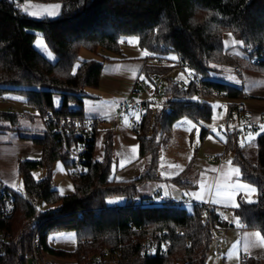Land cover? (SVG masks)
<instances>
[{"label": "trees", "instance_id": "obj_1", "mask_svg": "<svg viewBox=\"0 0 264 264\" xmlns=\"http://www.w3.org/2000/svg\"><path fill=\"white\" fill-rule=\"evenodd\" d=\"M23 1L0 0V95L14 94L40 116L48 112L85 115L86 88L99 86L105 62L81 59V50L107 51L121 56L104 55L106 59H122V42L131 37L138 38L139 46L150 56L169 62L149 64L146 56L141 73L151 81L186 64L203 77L204 90L200 93L191 81L167 85L164 105L153 125L147 104L142 127L134 130L140 157L148 159V167L137 177L113 175L111 140L105 158L94 157L95 130L87 153L88 170L80 177L73 176L74 191L69 194H62L52 181L54 161L62 158L71 165L68 154L52 128L45 125L43 134L33 137L42 147L41 158L19 160L18 174L25 193L9 185L11 211L7 215L1 211L6 202H0V243L4 246L0 263L28 264L25 255L34 236L39 235L47 253L66 260L63 264H209L213 229L233 224L215 209L212 219L207 218L202 212L204 203L188 208L172 199L159 201L155 195H144L143 189L148 181L161 178L160 138L173 131L177 120H210V96L229 99L237 110L238 102L249 97L244 85L232 81L227 70L242 64L264 71V0H41L61 2L58 14L41 16L24 11ZM39 35L45 38L53 58L36 46ZM229 35L241 47H251L252 55L230 52L226 44ZM56 95L62 98L59 106ZM19 116L0 114L12 122ZM208 131L203 126L202 135ZM256 132L259 130L249 133ZM249 137L242 140L233 129L226 138L243 179L258 188V200L249 203L241 198L233 213L246 228L258 230L264 238V128L257 135L256 160L249 152ZM39 167L48 172L42 179L35 174ZM170 179L181 185L185 182L183 174ZM116 197L124 201L109 203ZM62 232L75 233L73 249L51 243V236ZM241 264L263 263L247 256Z\"/></svg>", "mask_w": 264, "mask_h": 264}, {"label": "rangeland", "instance_id": "obj_2", "mask_svg": "<svg viewBox=\"0 0 264 264\" xmlns=\"http://www.w3.org/2000/svg\"><path fill=\"white\" fill-rule=\"evenodd\" d=\"M38 1L34 0L33 2ZM40 1V0H39ZM45 2V1H44ZM53 2V1H50ZM55 2V1H54ZM60 2V1H59ZM226 44L228 47H232L233 44H238L232 37L229 35L226 38ZM36 46L46 53L50 58L54 57V54L47 48V44L45 38L42 35H39L36 39ZM122 47L124 50V58L117 61L118 63H113L107 66L106 71H104L103 76L105 79L113 76V72L116 73V78L118 79V88L119 91L111 92L109 91L108 86L100 85L98 87H87L85 96L86 101L89 103H93L95 101H110V102H118L123 96V89L125 88L124 79L129 78L134 73L135 77L146 78L147 81V90L142 91V95L139 98H144L145 93L151 96L149 100V109L151 111L152 117V125L154 122V118L159 109H161L164 105V88L157 92L155 83L150 80L146 74H140V66L144 60H146V56H149L148 63L149 64H157V63H169L167 61H161L157 57L150 56V53L147 50L142 49L138 44V38L131 37L128 38L127 41L122 42ZM238 50V51H236ZM230 52H237L239 55H245L239 49L229 50ZM233 52V53H234ZM104 55L108 56H121L114 55L107 51H100V53H96L94 51L88 49H82L80 52L81 59H96L98 61H104L105 63L110 62V60L106 59ZM115 62V61H112ZM135 62H138L136 65ZM240 65L236 64L235 66ZM243 68V74H239L235 72L234 67L228 68L229 78L236 82L239 79V76H245L244 88L247 91L249 97L246 98L243 102L239 101L240 109H233L232 115L228 119V124L233 127L238 125L242 120V116L245 114L246 116H252L253 118L260 117V115L264 116V71H258L253 66H249L250 68ZM178 66L170 68L167 73L179 83L189 82L188 78L182 72ZM115 69V71H113ZM113 71V72H112ZM190 72V70H188ZM133 75V76H134ZM156 82V79H155ZM167 86V85H166ZM113 94V95H112ZM134 94V91H133ZM8 96L12 97L10 102L0 103V110L3 112L9 113H17L23 117H27L24 122H22L21 126H17L12 121L7 122L8 125L6 128H0V176H14L16 178V188L24 194L23 181L22 178L18 174V166L19 160L23 159L24 153L29 151V147H32V143H28L23 140L25 136L38 135V133L34 132L35 125L41 124V120L36 117V121L31 120L29 117L30 112L33 115H37L38 111L23 102H20L19 99L14 95ZM134 96V95H133ZM211 98L209 101L212 104V117L208 121H202L197 123L193 121L189 117H182L176 121L173 131L164 135L161 140V146L159 151V174L167 175L173 173L175 176L178 174L190 173V159L194 153V151L198 150L199 154L202 153L205 149V144H201V133L203 126L210 130L209 133L213 137H224V133L220 130V127H224L227 119L228 111L226 108H220V102H230L229 99L225 97H215ZM62 102V98L60 95H56L55 103L59 106ZM246 109L244 110V106ZM25 113V114H23ZM8 118L5 120V122ZM126 124L128 120H125ZM35 123L32 124V123ZM26 126H25V124ZM29 124V125H28ZM3 124H0V127ZM23 129H20V128ZM129 128V127H128ZM262 129L259 130L262 131ZM153 131V129L151 130ZM259 132L248 135V141L250 144L249 152L252 159H257V135ZM158 138L160 137V132L157 134ZM226 138V137H225ZM110 140V139H109ZM108 144V136L106 132L100 131L97 136L96 150L94 157L99 160H103L105 158V151ZM148 159L142 161L143 164L147 163ZM142 163H139L142 165ZM148 167V164H147ZM71 165H68L66 161L62 158H58L54 161L52 165V181L54 185L59 189L62 194H69L74 191L73 184V175L70 171ZM141 167L136 168L137 170ZM135 170V168H133ZM47 170L44 167H39L35 170V174L38 179H42L47 175ZM138 172L137 174H139ZM160 187H163L164 191L167 193V196L170 199H174V201L183 200V196L179 193L181 192V186L174 183V181H170L166 178L162 179H152L148 181L144 185L143 193L144 195H154L156 191L159 190ZM171 189V190H170ZM173 189V190H172ZM180 197V198H178ZM32 202L37 203V201H33V198H30ZM124 201L123 197H116L109 199V203H122ZM39 206L44 208V205L40 202ZM187 207L190 208L191 205L187 204ZM223 229H219L216 232H221ZM218 235V234H217ZM51 243L59 248L64 249H73L76 245V236L74 232H62L55 233L51 236ZM51 258L58 262L59 264L66 263L67 261L64 259L56 258L51 256ZM216 264V263H215Z\"/></svg>", "mask_w": 264, "mask_h": 264}, {"label": "crops", "instance_id": "obj_3", "mask_svg": "<svg viewBox=\"0 0 264 264\" xmlns=\"http://www.w3.org/2000/svg\"><path fill=\"white\" fill-rule=\"evenodd\" d=\"M33 1L34 0H24L22 6L23 10L37 16L56 15L60 12L61 2L59 1ZM117 61H120V59L110 60L108 63L106 62L104 71H106L108 65L118 63ZM135 63L138 65V62ZM142 65L143 62L140 66V74ZM113 71H115V69ZM103 74L99 86L106 85L110 87L108 89L111 92L119 91L120 88L117 86L119 83L116 78L117 74L113 72V76L110 78L107 77L106 79ZM133 75L134 73L129 78L124 79L123 85L125 84V88L122 90L123 96L118 102H101L100 100V102L95 101L89 103L84 97L85 115L100 118L96 127L97 136L100 131H104L108 136V140L110 139L112 142L113 175L120 179H131L141 175L147 169L148 164V160L147 163H142V161L147 158L140 157L137 133L128 123L126 124L125 120H128V117L124 116L120 118L116 115L119 103L125 98L133 97V95L135 96V93L133 94L134 84L139 77ZM140 78H142L141 75ZM148 96L149 93H145L144 99ZM29 114L31 120L36 121L37 117L41 120V124L36 126L34 122L32 123L35 125L34 132L38 133V135L25 136L23 138L24 141L32 143V147H29V151L24 153L23 159L37 160L41 158L42 147L33 141V137L43 134V130L46 126L39 114L33 115L31 112ZM25 119L27 120V117L19 116L18 120H13V123L17 126H21ZM5 120L4 118H0V124H3L1 128L7 127V122H10V119L6 122ZM209 132L210 130L204 136L201 133V144H205V149L200 154L198 150L194 151L190 159L192 171L184 175V184L174 183L181 186V192L179 194L183 196V198H189L190 200L200 203H211L223 218L233 224L217 233L218 235L216 240L213 241L208 257L209 264H241L242 259L247 256L256 257L264 264L263 236L258 230L246 228L233 213V209L239 206L241 198L248 201L249 197L245 195L247 187L251 186L257 190L256 194L250 197L253 202L258 200V188L243 179L240 166L234 162V153L227 149L226 136L213 137ZM250 134L251 133L248 135ZM209 155H216L220 160L216 162L211 161L209 160ZM139 163H142V165ZM138 167L141 168L137 170L136 168ZM133 168H135V170H133ZM138 172L140 173L137 174ZM159 175L161 177L159 179L166 178L170 181H172L170 178L175 176L173 173ZM2 178L5 179L10 186L17 187L15 185L16 178H14V176H4ZM159 192L167 196L163 187H160L159 190L154 193L156 198ZM216 247L220 248L222 251L220 258L216 255Z\"/></svg>", "mask_w": 264, "mask_h": 264}, {"label": "built area", "instance_id": "obj_4", "mask_svg": "<svg viewBox=\"0 0 264 264\" xmlns=\"http://www.w3.org/2000/svg\"><path fill=\"white\" fill-rule=\"evenodd\" d=\"M239 49L245 55H252V48L247 47L243 48L239 44H233L232 47H229V50ZM256 59V58H255ZM182 72L186 75L189 81L193 82L197 90L202 93L204 90L203 77L199 76L194 70H192L186 64L178 66ZM235 72L243 74V68L240 65L234 67ZM190 70V72H188ZM176 80L172 78L169 73H161L156 77L155 87L157 92L161 91L166 85L174 84ZM238 85H244L245 76H239V80L235 82ZM147 90V81L146 78H139L134 84V93L135 96L130 98H125L119 103L118 111L116 115L120 118L127 116L128 124L133 129H140L143 124V118L147 111V102L151 99L149 95L146 99L139 98L142 95L143 90ZM218 97L214 96L213 98ZM12 97L7 94L0 95V103L10 102ZM220 108H226L228 111L227 119L224 127H220V130L225 134L226 138L229 137L230 132L233 129H236L240 134L242 140L246 139L249 132L253 130H260L264 128V116L253 118L252 116H242V120L238 125L231 127L228 124V119L232 115L233 108L229 102H220ZM3 111L0 110V114ZM25 114V113H23ZM1 118V117H0ZM43 122L46 126L52 128L53 132L57 135L58 139L62 142L65 152L68 154L69 161L71 163V174L75 177H80L84 175L87 168V153L90 148V144L94 139V132L98 125L100 118L88 116V115H73V114H61L55 112H48L41 116ZM209 160L219 161L220 158L216 155H209ZM9 184L0 176V202H6V205L2 206V213L7 215L11 211L9 203L11 202L9 197ZM159 201H166L169 198L164 193L157 194ZM36 201V200H33ZM178 205L187 206V204H198L200 202L190 200L189 198H184L181 201H175ZM214 206L211 203H204L202 207L203 214L212 219ZM222 219V218H220ZM217 230L214 228L212 235L213 240H216ZM166 247H170V244L167 243ZM154 248H151V253H154ZM216 255L218 258L221 257L222 251L220 248L216 247ZM4 252V246L0 243V254ZM28 264H54V260L45 250L41 237L39 235L34 236L32 241V246L25 255ZM94 260H99V257H95ZM1 264V263H0ZM219 264V263H217Z\"/></svg>", "mask_w": 264, "mask_h": 264}, {"label": "snow or ice", "instance_id": "obj_5", "mask_svg": "<svg viewBox=\"0 0 264 264\" xmlns=\"http://www.w3.org/2000/svg\"><path fill=\"white\" fill-rule=\"evenodd\" d=\"M56 7H58V6H56ZM256 192H257L256 188L251 187V186H248V187H247V190L245 191V195H246L247 197H249V199H248V202H249V203L253 202V201L250 199V197H252L253 195H255Z\"/></svg>", "mask_w": 264, "mask_h": 264}]
</instances>
